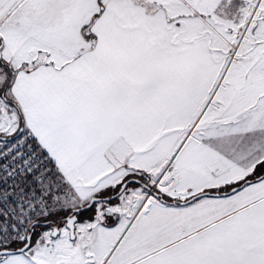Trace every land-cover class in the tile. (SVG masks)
Segmentation results:
<instances>
[{
	"label": "snow or ice",
	"instance_id": "6c2138e0",
	"mask_svg": "<svg viewBox=\"0 0 264 264\" xmlns=\"http://www.w3.org/2000/svg\"><path fill=\"white\" fill-rule=\"evenodd\" d=\"M0 264H264V0H0Z\"/></svg>",
	"mask_w": 264,
	"mask_h": 264
}]
</instances>
